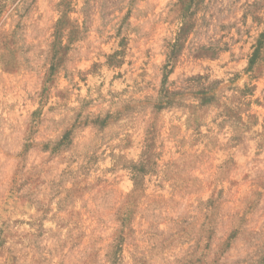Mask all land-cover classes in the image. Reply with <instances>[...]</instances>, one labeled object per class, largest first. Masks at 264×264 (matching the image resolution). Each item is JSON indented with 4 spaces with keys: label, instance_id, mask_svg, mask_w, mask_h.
I'll return each mask as SVG.
<instances>
[{
    "label": "rangeland",
    "instance_id": "374dc122",
    "mask_svg": "<svg viewBox=\"0 0 264 264\" xmlns=\"http://www.w3.org/2000/svg\"><path fill=\"white\" fill-rule=\"evenodd\" d=\"M262 34L264 0H0V264H264Z\"/></svg>",
    "mask_w": 264,
    "mask_h": 264
},
{
    "label": "trees",
    "instance_id": "16d2710c",
    "mask_svg": "<svg viewBox=\"0 0 264 264\" xmlns=\"http://www.w3.org/2000/svg\"><path fill=\"white\" fill-rule=\"evenodd\" d=\"M263 36H264V34H262V35H261V39L259 40L258 44H259V43H261ZM260 47H261V45H260V44H259V45H257V48H256V50H255V51H256V52H257V51H259V50H260ZM65 138H66V137H65Z\"/></svg>",
    "mask_w": 264,
    "mask_h": 264
}]
</instances>
